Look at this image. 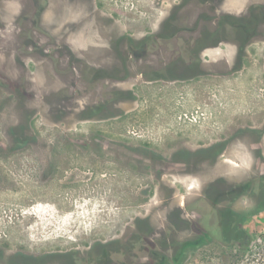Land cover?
Wrapping results in <instances>:
<instances>
[{
    "label": "rangeland",
    "instance_id": "obj_1",
    "mask_svg": "<svg viewBox=\"0 0 264 264\" xmlns=\"http://www.w3.org/2000/svg\"><path fill=\"white\" fill-rule=\"evenodd\" d=\"M178 3L0 0V26H5L0 28V74L7 79L0 85L29 84L26 97L0 86V160L8 158L12 170L5 172L10 186L0 188V248L50 254V260L57 258L54 251L86 256L101 241L111 249L102 264H178L200 244L196 239L203 232L220 227L227 234L237 228L264 231V135L227 139L249 127L264 132V43L251 48L255 55L243 72L230 67L222 44L220 53L206 58V72L187 81L179 71L166 78L133 73L139 78L129 85L133 93L103 113L76 101L51 60L41 57L26 68L15 64L20 49L14 22L32 21L38 44H58L83 70L87 61L102 62L115 47L148 51V44L129 39L137 42L147 32L162 30L152 23L167 17L170 5ZM100 134L110 141L98 140L104 147L155 148L166 153L167 162L149 167L151 162L140 155L136 170L109 161L87 181L86 155L74 152L75 174L62 182L42 183L43 172L29 167L22 177L14 171L22 164L16 149L35 154L47 148H86V136ZM182 139L201 144V153L179 154L176 143ZM47 158L29 163L45 166ZM192 260L190 264H207L200 255Z\"/></svg>",
    "mask_w": 264,
    "mask_h": 264
},
{
    "label": "flooded vegetation",
    "instance_id": "obj_2",
    "mask_svg": "<svg viewBox=\"0 0 264 264\" xmlns=\"http://www.w3.org/2000/svg\"><path fill=\"white\" fill-rule=\"evenodd\" d=\"M231 1L179 0L178 4L170 5L167 17L152 23L151 27L160 26L162 30L155 33L147 32L137 42L134 38L129 39L128 43L131 44H148L146 47L148 51L140 53L138 52L139 47H135L137 51L130 52L121 47L122 51H120L115 47L113 52L107 53L102 62L87 61L86 66L83 63L85 66L83 70L79 69L77 60L62 50L58 44L50 42L45 48L41 43L38 44L39 41L34 36L36 30H31L34 26L33 22L26 23L21 20L11 24L13 28H17L20 49L17 51L19 56H14V61L15 64L26 68L37 65V62L41 61L39 60L41 57L51 60L53 69L57 72L56 75L67 78L66 84H68L70 92H73L76 101H86L88 105L86 107L89 110L93 107L94 112H107L113 107L115 108L114 104L125 97L127 93H133V90L129 89V85L139 79L131 77L133 73L138 75L140 73L138 71L141 70L142 77L147 73V76L151 78L160 76L166 78L170 75L169 72L179 71L184 75L183 81H187L191 79L189 76L202 75L206 72L207 68L204 67L206 58L212 59L220 53L218 52L219 46L222 44L228 48L226 59L230 67L235 72H243L246 64L255 55L251 48L264 43V0H245L246 3L243 4L228 3ZM235 1L240 2V0ZM156 8L160 10L159 7ZM96 9L98 7L94 8V10ZM2 16L3 11L0 8V18ZM0 28L4 29L5 26H0ZM6 32L9 33V30ZM116 43L118 44V42ZM6 48V53H8L11 48L10 43ZM3 53L0 50V59ZM58 69L68 70L69 73L67 71L60 73ZM128 73L130 76L126 77ZM0 80L7 81L1 74ZM28 85L5 83L0 86L7 87L6 91H10V88L16 89V91L24 93L26 97ZM249 128L250 130L238 132L236 135L233 133L234 135L227 138L228 141L246 137L248 134L264 135L263 131L259 132ZM98 140H102L104 144L110 142L107 136L100 134V138L94 135L86 136V148H47L38 150L39 153L35 154L23 153L27 151L25 148L16 149L14 151L20 155L19 161L22 164L15 166L14 171L19 173V177H22L26 175L25 168L29 167L31 171L43 172L41 174L44 179L42 183L48 184L55 180L62 182L73 178L75 174L76 170L71 163L74 152L76 155H86L87 181H92L96 176L95 172L104 168L109 161L114 162L121 169L136 170L140 163L138 161L140 155L146 161L151 162L149 167L153 166V162H167L166 153L155 148L147 149L144 152H139L137 147L114 149L104 147L103 142L99 144ZM93 143L99 144L100 147H92ZM176 144L179 145V154L185 157L199 155L202 151L201 144L193 143L187 139L179 140V143ZM213 144L212 142L210 145ZM228 145L229 143L222 150H226ZM46 158L49 163L45 166L29 163L31 161L41 163ZM0 161V188L9 187V184H7L9 186L6 185L9 176L5 172H12L11 164L8 158ZM71 251L68 254L54 251L56 253L53 254L57 258L49 260L50 254L37 251L27 253L20 248H0V264H102L105 252L110 254L111 249L100 241L92 246L86 256L79 253L76 255V251ZM73 256L79 258L69 259Z\"/></svg>",
    "mask_w": 264,
    "mask_h": 264
},
{
    "label": "trees",
    "instance_id": "obj_3",
    "mask_svg": "<svg viewBox=\"0 0 264 264\" xmlns=\"http://www.w3.org/2000/svg\"><path fill=\"white\" fill-rule=\"evenodd\" d=\"M198 241L200 244L188 249L178 264H190L196 255L207 264H264V231L259 234L237 228L227 234L220 227L211 234L201 233Z\"/></svg>",
    "mask_w": 264,
    "mask_h": 264
},
{
    "label": "crops",
    "instance_id": "obj_4",
    "mask_svg": "<svg viewBox=\"0 0 264 264\" xmlns=\"http://www.w3.org/2000/svg\"><path fill=\"white\" fill-rule=\"evenodd\" d=\"M250 74H251V72H250Z\"/></svg>",
    "mask_w": 264,
    "mask_h": 264
}]
</instances>
